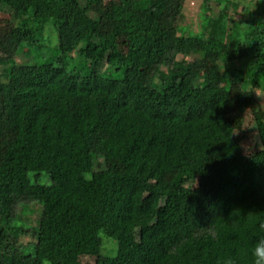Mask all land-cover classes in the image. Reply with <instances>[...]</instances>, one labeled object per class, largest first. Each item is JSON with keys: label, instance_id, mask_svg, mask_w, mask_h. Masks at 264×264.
Wrapping results in <instances>:
<instances>
[{"label": "trees", "instance_id": "trees-1", "mask_svg": "<svg viewBox=\"0 0 264 264\" xmlns=\"http://www.w3.org/2000/svg\"><path fill=\"white\" fill-rule=\"evenodd\" d=\"M96 1L0 0L16 25L0 24V48L31 57L0 64V264H254L264 115L244 155L229 90L264 92V18L244 45L221 12L194 33L163 23L169 0H109L91 16ZM211 56L222 67L192 72Z\"/></svg>", "mask_w": 264, "mask_h": 264}, {"label": "rangeland", "instance_id": "rangeland-1", "mask_svg": "<svg viewBox=\"0 0 264 264\" xmlns=\"http://www.w3.org/2000/svg\"><path fill=\"white\" fill-rule=\"evenodd\" d=\"M109 0H101L96 1L91 5L89 9L91 16L94 15H101L104 12V8L106 3ZM228 4L223 3L219 4L217 1L214 0H186L183 3H179L177 0H169L166 6V12L164 13V18L166 17L167 22L173 21L174 25L183 26L187 28V31H191L194 33H198L201 30L202 24V16H208L210 18L217 17L220 12L221 15H226L227 21V34L231 36L233 41H239L241 44H248L251 42L250 40V33H252L255 29L261 27V19L264 18V0H230ZM11 19V17H10ZM171 19V20H170ZM9 16L7 14L0 15V24L2 25H11L13 29H15V24L12 22H8ZM164 20V24L166 23ZM169 20V21H168ZM100 33L109 36L111 34V28L109 27L108 21L104 17H101L100 25H99ZM46 28V27H45ZM52 29L46 28L43 31L44 35H51ZM180 32L178 31V34ZM117 45L119 49L125 53L127 50V44L124 42L123 37L117 38ZM13 44H9L8 46H4L0 48V64L3 67H6L5 63L7 60H13L17 65H26L30 63L31 57L29 55L24 54H17L14 53ZM188 60L192 62L194 57H183L178 56L177 61L181 60ZM170 63L171 61H164L163 65H156L155 69L162 72L163 74H169L170 71ZM221 66V63L215 56L208 57L205 61L201 62L200 64L192 63V72L195 69H202L203 75H209L217 67ZM1 66V67H2ZM241 66L240 62H235L232 67L237 68ZM222 67V66H221ZM150 72V71H149ZM2 70L0 68V75ZM0 79V82H2ZM231 96L237 102L239 106V116L242 118V127L240 130L233 132L230 140H237L239 138L242 139V147L244 155H248L251 152L253 144L257 140V133L253 130L254 120L256 117H260L264 115V92L260 89L248 87L245 92L242 94V91L238 88H231L229 90ZM2 97L0 96V102ZM96 137L97 140L101 139ZM96 140V143H97ZM40 207L37 206L33 212L29 215L24 216L23 219L28 221L27 224L34 225L39 214ZM17 214H22L21 208L17 209ZM33 238L31 235H21L19 237V243L21 245H26L27 243L31 242ZM112 246L110 250L115 249L114 243L110 242ZM102 254L104 255H112V252H107L102 250ZM96 256H83L80 258L79 264H96Z\"/></svg>", "mask_w": 264, "mask_h": 264}, {"label": "clouds", "instance_id": "clouds-1", "mask_svg": "<svg viewBox=\"0 0 264 264\" xmlns=\"http://www.w3.org/2000/svg\"><path fill=\"white\" fill-rule=\"evenodd\" d=\"M252 256L254 257V264H264V238H260L256 242ZM229 264H232V262L229 261Z\"/></svg>", "mask_w": 264, "mask_h": 264}]
</instances>
